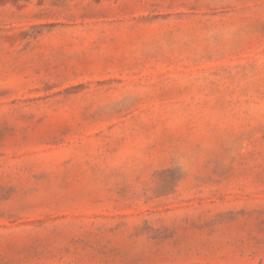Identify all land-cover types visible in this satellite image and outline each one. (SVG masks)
I'll return each mask as SVG.
<instances>
[{
	"label": "rangeland",
	"instance_id": "rangeland-1",
	"mask_svg": "<svg viewBox=\"0 0 264 264\" xmlns=\"http://www.w3.org/2000/svg\"><path fill=\"white\" fill-rule=\"evenodd\" d=\"M0 264H264V0H0Z\"/></svg>",
	"mask_w": 264,
	"mask_h": 264
}]
</instances>
